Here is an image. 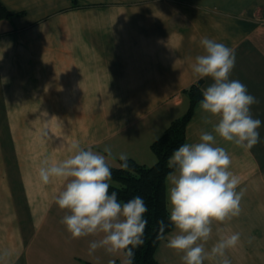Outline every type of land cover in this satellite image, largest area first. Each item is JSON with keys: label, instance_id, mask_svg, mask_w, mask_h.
<instances>
[{"label": "crops", "instance_id": "1", "mask_svg": "<svg viewBox=\"0 0 264 264\" xmlns=\"http://www.w3.org/2000/svg\"><path fill=\"white\" fill-rule=\"evenodd\" d=\"M1 2L13 15L0 20V264L119 263L103 249L88 254L99 237L71 238L60 222L66 210L54 202L63 183L44 184L38 170L46 159L68 158L73 141L105 156L110 146L111 166L119 153L153 165L152 142L188 109L183 90L213 82L191 69L203 37L233 50L230 79L257 98L251 112L262 121L250 150L216 138L244 195L240 215L214 222L205 248L218 240V227L239 232L238 245L226 250L231 264H264V0ZM204 115L198 103L185 143L211 131ZM166 243L158 245V264H181Z\"/></svg>", "mask_w": 264, "mask_h": 264}, {"label": "clouds", "instance_id": "2", "mask_svg": "<svg viewBox=\"0 0 264 264\" xmlns=\"http://www.w3.org/2000/svg\"><path fill=\"white\" fill-rule=\"evenodd\" d=\"M200 44L203 52L195 57L191 69L196 79L213 81L202 91L199 102L205 114L203 121L211 124V131H201L198 142L182 144L169 157L166 209L175 231L165 237L168 225L160 220L156 239L166 240L167 248L182 254L181 264H204L205 260L231 264L226 250L238 245L239 232L225 235V230L218 227V240L210 250L205 248L214 222L224 224L240 215L244 195L243 190L237 191L239 178L230 171L231 157L224 147L216 146V138L250 150L259 143L262 121L251 112L259 102L257 98L249 94L245 84L230 79L235 67L233 50L208 37H203ZM70 152L68 158L56 163L44 160L38 170L44 184L53 178L63 183L54 201L66 210L60 222L72 239L99 237L89 243V255L103 249L120 256L121 264H133L134 250L144 243L147 205L140 196L123 202L117 192H110L109 160L117 158L110 146L103 149L105 156L73 141ZM118 159L121 170L133 172L126 153H119Z\"/></svg>", "mask_w": 264, "mask_h": 264}, {"label": "trees", "instance_id": "3", "mask_svg": "<svg viewBox=\"0 0 264 264\" xmlns=\"http://www.w3.org/2000/svg\"><path fill=\"white\" fill-rule=\"evenodd\" d=\"M76 5L78 0H72ZM13 14L0 0V20L10 18ZM203 80L190 85L183 90V95L188 99L187 111L180 117L171 121L162 135L151 144V149L156 156V162L144 165L133 158H129V165L133 172L121 170L118 166H111L112 179L110 192L115 191L118 199L127 202L135 196L143 198L148 211L145 214L147 227L144 233V243L135 249L133 264H158L156 252L161 240H157L158 221L163 220L168 227L164 235L169 233L173 226L168 220L166 209V176L170 169L167 161L172 153L186 140V127L191 120L196 105L203 99ZM120 163H122L120 161Z\"/></svg>", "mask_w": 264, "mask_h": 264}, {"label": "rangeland", "instance_id": "4", "mask_svg": "<svg viewBox=\"0 0 264 264\" xmlns=\"http://www.w3.org/2000/svg\"><path fill=\"white\" fill-rule=\"evenodd\" d=\"M115 257H116V260H117V261H118V262L121 264V257H120V256H118V255H117V256H115ZM119 263H118V264H119Z\"/></svg>", "mask_w": 264, "mask_h": 264}]
</instances>
